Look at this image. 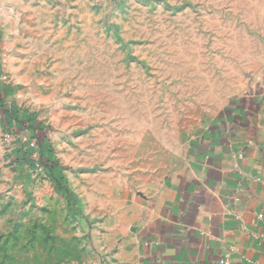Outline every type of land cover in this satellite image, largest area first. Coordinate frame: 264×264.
<instances>
[{
	"label": "rangeland",
	"instance_id": "1",
	"mask_svg": "<svg viewBox=\"0 0 264 264\" xmlns=\"http://www.w3.org/2000/svg\"><path fill=\"white\" fill-rule=\"evenodd\" d=\"M263 96L264 0H0V264H138Z\"/></svg>",
	"mask_w": 264,
	"mask_h": 264
},
{
	"label": "crops",
	"instance_id": "2",
	"mask_svg": "<svg viewBox=\"0 0 264 264\" xmlns=\"http://www.w3.org/2000/svg\"><path fill=\"white\" fill-rule=\"evenodd\" d=\"M238 113L248 115L228 142L238 156L141 195L138 264H264V107Z\"/></svg>",
	"mask_w": 264,
	"mask_h": 264
},
{
	"label": "trees",
	"instance_id": "3",
	"mask_svg": "<svg viewBox=\"0 0 264 264\" xmlns=\"http://www.w3.org/2000/svg\"><path fill=\"white\" fill-rule=\"evenodd\" d=\"M26 124V123H25ZM24 127V126H23ZM30 128H22L21 127V129H20V131H23V130H29ZM31 138L32 137H35V133H34V131L31 133V136H30ZM21 141V139L20 138H18V139H14L13 140V147H14V152H17V153H19V154H21L22 155V157L24 156V153L22 152L23 151V144L20 142ZM31 141V140H30ZM32 143H33V141H31ZM34 144V146H33V149H35V147L36 146H39L38 144H39V141L38 140H36V143H33ZM26 146H29V145H26ZM32 151H34V150H32ZM32 153V152H31ZM31 153H29V154H31ZM37 157V156H36Z\"/></svg>",
	"mask_w": 264,
	"mask_h": 264
},
{
	"label": "built area",
	"instance_id": "4",
	"mask_svg": "<svg viewBox=\"0 0 264 264\" xmlns=\"http://www.w3.org/2000/svg\"><path fill=\"white\" fill-rule=\"evenodd\" d=\"M24 144L29 145L31 147L34 146V144L31 141H29V142L25 141ZM219 263L220 264H229L228 260H226V259L219 261Z\"/></svg>",
	"mask_w": 264,
	"mask_h": 264
}]
</instances>
